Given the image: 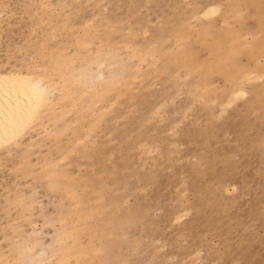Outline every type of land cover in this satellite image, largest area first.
Here are the masks:
<instances>
[{"label":"rangeland","instance_id":"rangeland-1","mask_svg":"<svg viewBox=\"0 0 264 264\" xmlns=\"http://www.w3.org/2000/svg\"><path fill=\"white\" fill-rule=\"evenodd\" d=\"M0 1V62L64 61L90 39L122 79L69 109L73 127L52 122L42 147L0 160L12 258L33 223L47 257L80 229L95 251L72 249L79 264H264V0H51L43 23L40 0Z\"/></svg>","mask_w":264,"mask_h":264},{"label":"bare ground","instance_id":"bare-ground-1","mask_svg":"<svg viewBox=\"0 0 264 264\" xmlns=\"http://www.w3.org/2000/svg\"><path fill=\"white\" fill-rule=\"evenodd\" d=\"M40 3L43 11L39 17L40 23L51 21L52 13L56 12L52 1L40 0ZM7 8L8 5L0 1V29L2 23L10 18ZM218 10L217 5L210 4L205 7L202 15L208 17ZM80 44H86V51L77 50L78 53L70 58L65 55L64 61L58 58L56 60L54 55L57 53L53 50L51 56L54 58H50L49 62L32 54L28 55L26 62L21 65L0 62V160L12 156L13 152L23 148L26 142L42 147L47 137L56 130L52 128V122L65 129L73 127L67 119V113L73 106H82V111L94 108L99 100L89 99V96L101 95V98H104L111 87L115 89L116 85L122 82V79L115 80L105 75V68L108 66L106 55L113 54L110 48L105 52L99 45L97 51H94L90 39ZM84 60L86 63H83ZM135 70L132 79L137 77L138 68L135 67ZM128 83L126 80L125 85ZM244 93L245 91L239 88L232 94ZM57 160L47 162V166L42 167V173L46 176L57 175ZM81 214L83 215L84 211L80 212ZM31 225L33 228L26 231L25 239H19V243L14 245V252L19 253L18 258H12L11 253L0 246V264H79L80 258L72 249L78 248V253L86 252L88 255L95 251L93 243L86 248L81 240V231L74 223L72 229H78L77 232L64 228L61 233L64 240L74 233L72 244L65 249L54 250L55 254L47 257L40 251L36 252V246L41 244V237L35 235L37 229L33 223ZM11 229L16 231L15 226ZM20 246L22 248L19 250ZM55 255L58 256L54 257Z\"/></svg>","mask_w":264,"mask_h":264}]
</instances>
